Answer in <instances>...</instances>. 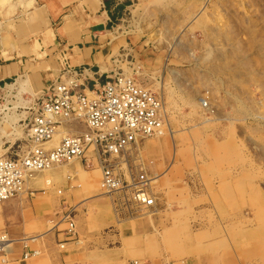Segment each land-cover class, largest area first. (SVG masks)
Returning a JSON list of instances; mask_svg holds the SVG:
<instances>
[{
    "label": "rangeland",
    "instance_id": "374dc122",
    "mask_svg": "<svg viewBox=\"0 0 264 264\" xmlns=\"http://www.w3.org/2000/svg\"><path fill=\"white\" fill-rule=\"evenodd\" d=\"M106 1L116 16L106 36L115 47L107 65L114 57L117 73L161 96L172 131V138L163 129L160 138L138 146L140 165L160 178L152 186L157 208L130 215L126 204L118 208L108 196L100 204L91 201L106 196L101 174L76 160L63 163L68 170L83 169L72 177L59 174V167L32 176L49 178L32 183L28 194L23 187L16 198L24 213L34 201L49 229L62 223L68 197H90L67 201L73 205L74 231L109 212L123 223L120 229L125 223L134 228V237L123 241L130 257L139 245L161 264H264V0ZM23 5L24 0H0L6 15ZM23 96L8 85L0 89V157L16 158L27 148L24 124L30 111ZM63 128L79 132L76 126ZM7 225L13 229L14 214L0 213V236ZM35 234L29 231L28 237L38 239L25 244L40 259L45 238ZM84 239L81 235L79 242ZM13 260L2 256L0 264Z\"/></svg>",
    "mask_w": 264,
    "mask_h": 264
},
{
    "label": "crops",
    "instance_id": "0c3cea01",
    "mask_svg": "<svg viewBox=\"0 0 264 264\" xmlns=\"http://www.w3.org/2000/svg\"><path fill=\"white\" fill-rule=\"evenodd\" d=\"M48 2L44 5L38 4L37 0H24V5L18 6L10 15H6L5 9H0V89L7 85L12 86L17 93L20 92L29 98V101L35 94L45 91L66 64L70 67L86 68L87 71L80 82L87 88L102 85L119 70L114 57L110 59V65H107V56H112L115 47L111 38L106 41V36L116 16L113 13L115 9L109 8L106 0ZM76 127L79 132L85 128L84 125ZM69 179L67 178L68 181ZM30 185L27 180L26 194L31 190ZM91 198V201L100 204L108 197ZM88 199L90 197H68L70 203ZM67 201L64 205L72 207ZM26 204L28 207L25 206V209L29 210L25 213L19 198L10 199L0 206L3 217L14 214L13 229L9 225L4 228L5 235L12 237L10 249L0 254V257H14L11 263L39 264L44 261L46 264H99L98 259L101 257L106 264H161L144 254L139 245L134 248L133 257L127 255L123 241L134 237V228L125 223L120 229L123 223L121 224L117 217H112L109 212L95 224L80 225L78 231L69 235L66 233V227L59 229V226L66 225L65 223H56L57 225L47 229L43 223L44 218L37 216L33 208L34 201ZM25 217L29 219L26 220ZM28 230L30 233L37 231L38 234L43 230L40 235H44L46 249L42 247L44 254L40 259L35 258L39 255L37 251L29 257L34 258L30 261H27L29 258L22 257L24 251L32 252L28 247L24 250L21 240L28 237ZM125 230L129 232L126 233ZM102 233L105 239L99 242L96 238ZM81 235L85 236L83 243L79 242ZM101 243L108 246L102 248ZM15 249L19 251L15 252Z\"/></svg>",
    "mask_w": 264,
    "mask_h": 264
},
{
    "label": "built area",
    "instance_id": "2783aa9c",
    "mask_svg": "<svg viewBox=\"0 0 264 264\" xmlns=\"http://www.w3.org/2000/svg\"><path fill=\"white\" fill-rule=\"evenodd\" d=\"M86 71L66 64L46 90L29 101L26 150L16 158H0V205L22 194L34 174L79 160L99 168L102 192L118 208L126 204L130 215L155 209L153 183L139 165L137 149L143 140L162 131L164 101L122 73L87 88L80 82ZM68 125L85 128L73 134L63 128ZM73 211L65 207L60 212L69 235L74 233ZM4 238L0 237V254L10 249ZM35 254L24 251L22 257Z\"/></svg>",
    "mask_w": 264,
    "mask_h": 264
},
{
    "label": "bare ground",
    "instance_id": "6f19581e",
    "mask_svg": "<svg viewBox=\"0 0 264 264\" xmlns=\"http://www.w3.org/2000/svg\"><path fill=\"white\" fill-rule=\"evenodd\" d=\"M21 80V79H20ZM12 87V86H11ZM17 87H19V86H17ZM22 87V86H21ZM162 87H163V81H162V79L159 81V89L160 90H162ZM16 88V87H15ZM20 89V88H19ZM18 89V90H19ZM10 90V89H9ZM23 91H25V89H22ZM22 90H20V91H22ZM16 91V90H15ZM20 93V92H19ZM7 96V95H6ZM20 96V95H19ZM198 102H200V104L202 105V106H205L204 105V103H203V101L202 100H200V99H198ZM2 111V110H1ZM167 120H165V124H164V126H163V129H165V131L167 132V134L169 135V137L170 138H172V131H171V129H170V127H169V125H168V123L166 122ZM163 129H162V131H163ZM159 132L155 137L158 139V138H160L161 136H162V134H163V132ZM74 134V133H73ZM57 140V139H56ZM55 143V142H54ZM140 144V143H139ZM139 146V145H138ZM137 154L139 155V152H138V149H137ZM0 158H4V157H0ZM69 164V163H68ZM68 164H61V165H56V166H54V167H51L50 169H47V170H44V171H41V172H39V173H44V172H49V171H51V170H53L55 167H59V170H58V173L59 174H62L63 176H69V177H72L73 175H75V173H82L83 172V169H81V168H74L73 169V167H71L69 170H68ZM64 165H66L68 168H66ZM140 165V164H139ZM72 166V165H71ZM141 166V165H140ZM81 167V166H80ZM142 167V166H141ZM143 168V167H142ZM98 172H100V170H99V168L98 167H96L95 168ZM144 169V168H143ZM70 170H72V171H70ZM144 171H145V169H144ZM47 172V173H48ZM147 173V172H146ZM71 174H73V175H71ZM53 175V174H52ZM55 176V175H54ZM78 176H79V174H78ZM50 177H51V175H50ZM81 177V176H80ZM149 177V179H151V181H152V183L153 184H155V183H157V181H159V176L158 175H154V176H148ZM33 178V179H32ZM39 178L41 179L40 181H43L42 179H45V180H47V178H49V177H43V176H36V177H31V181H30V183L32 184V183H35V182H37V184L39 183L38 181H39ZM53 179V178H52ZM44 180V181H45ZM42 183V182H41ZM31 186V185H30ZM32 188V187H31ZM24 190H25V185H24ZM1 206V205H0ZM52 230V229H51ZM50 230V231H51ZM0 237H2V238H4L3 239V241H7L6 243L8 244V246H10L11 245V243H12V240L10 239V238H8L7 236H5V235H1ZM40 237H42V235L40 236ZM38 238L37 237H24V238H22L21 240H22V242L23 243H26L25 241H27V240H31V241H36Z\"/></svg>",
    "mask_w": 264,
    "mask_h": 264
}]
</instances>
